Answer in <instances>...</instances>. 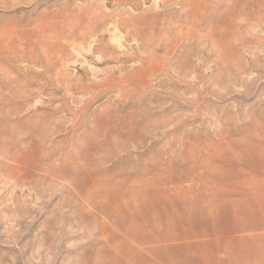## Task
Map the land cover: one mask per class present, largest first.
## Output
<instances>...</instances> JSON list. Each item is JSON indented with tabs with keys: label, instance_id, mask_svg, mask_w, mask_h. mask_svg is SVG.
Segmentation results:
<instances>
[{
	"label": "rangeland",
	"instance_id": "374dc122",
	"mask_svg": "<svg viewBox=\"0 0 264 264\" xmlns=\"http://www.w3.org/2000/svg\"><path fill=\"white\" fill-rule=\"evenodd\" d=\"M0 264H264V0H0Z\"/></svg>",
	"mask_w": 264,
	"mask_h": 264
},
{
	"label": "bare ground",
	"instance_id": "6f19581e",
	"mask_svg": "<svg viewBox=\"0 0 264 264\" xmlns=\"http://www.w3.org/2000/svg\"><path fill=\"white\" fill-rule=\"evenodd\" d=\"M92 19V18H91ZM93 19H94V17H93ZM95 21V20H94ZM92 23V22H91ZM63 57H64V55H63ZM107 58H108V55L106 56ZM106 57H105V59H106ZM110 59V58H109ZM106 60H108V59H106ZM114 60V59H113ZM112 61V60H111ZM109 63V62H108ZM115 73V72H114ZM115 76V75H114ZM111 78V77H110ZM116 78V77H115ZM107 81V80H106ZM120 81V80H119ZM121 82H122V80H121ZM121 82L119 83V84H121ZM82 86H84V85H82ZM82 88V87H81ZM98 88V87H97ZM115 88V87H114ZM89 89H91V88H89ZM111 89V88H110ZM101 91V90H100ZM99 91V92H100ZM103 91V90H102ZM100 94V93H99ZM93 96H94V94H93ZM94 98V97H93ZM93 100V99H92ZM85 110V109H84ZM82 111H83V109H82ZM86 111V110H85ZM127 123V122H126ZM94 127V126H93ZM53 135V134H52ZM21 171V170H20Z\"/></svg>",
	"mask_w": 264,
	"mask_h": 264
}]
</instances>
